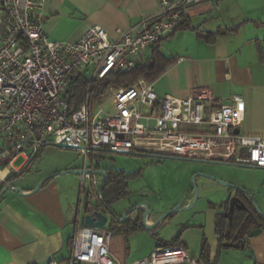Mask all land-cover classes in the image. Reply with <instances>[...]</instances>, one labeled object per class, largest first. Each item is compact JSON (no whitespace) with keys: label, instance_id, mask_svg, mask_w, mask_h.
<instances>
[{"label":"crops","instance_id":"0c3cea01","mask_svg":"<svg viewBox=\"0 0 264 264\" xmlns=\"http://www.w3.org/2000/svg\"><path fill=\"white\" fill-rule=\"evenodd\" d=\"M160 1L46 0L43 31L50 40L61 42L77 41L92 26L102 27L110 37H115L116 29L136 33L142 22L150 24L156 19ZM183 23L159 45L136 55L138 60L132 56L133 66L147 63L157 49L163 71L150 83L158 98H186L197 89L208 90L218 103L238 98L245 104L239 134L264 138V0H204L186 10ZM2 32L0 15V36ZM10 146L14 147L12 156ZM103 151L92 153L87 169L141 173V169L134 170L135 166L107 165L101 161ZM0 153L2 161L8 159L6 165L0 164V264H47L51 259H67L76 227L85 225L83 207L92 199L80 191L83 157L77 150L48 144L40 147L31 160L34 155L30 145L17 147L4 141H0ZM167 158L188 162L185 164L190 170L184 177H171L173 185L169 182L164 189L156 183L159 195L164 196L162 206L156 207L157 200L149 204L143 200L133 202V181L129 180V195L112 202L111 213L100 210L107 217L103 228L110 233L109 249L120 263L143 260L161 244H179L199 264H264V228L256 236L245 235L243 247L225 246L226 240L220 241L216 231L218 221L225 232L231 231L237 214L233 199L246 204L245 193L264 214V168L199 158ZM190 177L198 194L193 207L182 210L195 199L193 189L184 188ZM104 178L97 172L98 196ZM93 204L98 201L94 199ZM249 206L257 214L253 204ZM174 208L182 211L159 220ZM124 213L126 218L118 221ZM126 220L152 229L126 233L122 228Z\"/></svg>","mask_w":264,"mask_h":264},{"label":"built area","instance_id":"2783aa9c","mask_svg":"<svg viewBox=\"0 0 264 264\" xmlns=\"http://www.w3.org/2000/svg\"><path fill=\"white\" fill-rule=\"evenodd\" d=\"M204 0H161L156 19L136 33L116 29L110 37L92 26L75 42L50 40L43 31L46 0H0V141L30 145L32 155L50 143L78 146L83 157L80 191L98 201L97 172L86 163L96 150L235 162L264 168V138L235 134L245 104L216 102L206 89L186 98H158L141 79L94 97L92 84L110 71L131 69L136 56L182 25L186 10ZM90 67V68H89ZM85 74L80 106H69L67 89ZM146 223V217H144ZM104 228L78 225L67 259L47 264H121L109 249ZM133 264H199L179 244L158 245Z\"/></svg>","mask_w":264,"mask_h":264},{"label":"trees","instance_id":"16d2710c","mask_svg":"<svg viewBox=\"0 0 264 264\" xmlns=\"http://www.w3.org/2000/svg\"><path fill=\"white\" fill-rule=\"evenodd\" d=\"M184 24V23H182ZM181 26V25H180ZM178 28V27H177ZM168 38V37H167ZM164 39L160 40L158 43L154 44V46L159 45ZM153 56L147 61L145 64H135L131 69L126 72H122L121 70L110 71L103 79L92 84V90L94 92V97L99 98L103 95L108 88H127L132 86L138 80H145L150 83L153 81L162 71L163 67L160 64L162 60V56L157 51V49L153 50ZM169 62L171 60H168ZM88 85V79L85 74L79 73L77 74L72 82L70 83L67 94L69 96V106L73 110L77 109L83 101L84 94L86 92ZM14 147H8L10 150V156L14 155L12 151ZM0 153V157H1ZM35 153L31 160L37 155ZM8 160V159H7ZM7 160H1L0 164L6 165ZM30 160V161H31ZM29 166V165H28ZM105 178L103 182V187L99 192L98 204L95 209L97 210H109V206L112 202L116 200H120L129 195L128 190V182L136 175L140 174L139 172H134L131 174H125L122 171L116 170H105ZM247 196V203L245 204L241 202L244 207L238 206L237 214L232 220V229L229 232H225L219 224V221L216 224V231L219 236L220 241L224 238L226 241L223 243H229L234 247H243L244 241L243 238L245 235H249V233L257 228H264V218L260 215L254 213V211L250 208L249 203L253 204L252 198L248 193H245ZM94 210L88 211L91 213ZM123 229L126 233L131 231H137L140 229H144L148 232L151 231L152 228H146L138 223V221L129 222L125 221L122 223ZM175 242V241H174ZM162 245V244H161ZM206 245L203 242L202 244V256H205Z\"/></svg>","mask_w":264,"mask_h":264},{"label":"rangeland","instance_id":"374dc122","mask_svg":"<svg viewBox=\"0 0 264 264\" xmlns=\"http://www.w3.org/2000/svg\"><path fill=\"white\" fill-rule=\"evenodd\" d=\"M135 60H138V57H134ZM90 68V67H89ZM100 154L103 155L104 163L106 162L107 165H111L114 168L117 166H127L125 168H131L135 166V169H141V173L136 175L131 179L132 184H130L131 187V195L134 197L133 202H137L140 200H143L146 203H151L152 200H157V206H162L161 203L164 201V196L159 195V185L164 189L165 187H169L170 185H173L172 178H178L180 176H185L190 169L189 166L181 160H178V158H167V157H137V156H130L125 154H117L110 151H103ZM105 156V157H104ZM141 159V160H135V159ZM187 160H195L194 158H186ZM152 160H157L159 162H151ZM100 161V159H99ZM196 174V173H195ZM193 174V175H195ZM159 185H157V184ZM184 188H187L189 190L196 188L197 186L192 183L191 177L190 181L187 183V185L184 186ZM160 189V188H159ZM165 192V197H166ZM93 198L88 201L89 204H93ZM85 206V205H84ZM254 209L257 208L256 204L253 202ZM129 207L127 208V210Z\"/></svg>","mask_w":264,"mask_h":264},{"label":"water","instance_id":"95a60500","mask_svg":"<svg viewBox=\"0 0 264 264\" xmlns=\"http://www.w3.org/2000/svg\"><path fill=\"white\" fill-rule=\"evenodd\" d=\"M121 71H122V72H126L127 69L124 68V69H122ZM233 132H234L235 134H238V133H239V129L236 128V129L233 130ZM49 145H50V146H53V147L61 148V149H69V150H78V149H79L78 146H72V145H69V144H66V143H58V144L50 143ZM95 172H100V174L105 175V173L102 172V171H95ZM227 186H230V187H231L232 185H228V184H227ZM7 189H8V185L3 189V191H5V190H7ZM194 193H195V199H194V201L192 202V204L189 205V206H187L185 209H182V210H188V209H190V208L193 207V205H194V203H195V200H196V197H197V194H198V191L196 190V188H194ZM250 198H251V197H249V199H250ZM233 202H235L234 204H235V206H236L237 208H238V206H240V207H244V206L241 204V202H240L239 200H237L236 198L233 199ZM96 207H97V204H89V203H87V204L83 207V211L86 213V215H85V217H84V224H85L86 226H89V227L103 228V227L106 225L107 217H106V215H105L102 211L95 209ZM91 210H94V211H92L91 213H88V211H91ZM182 210H179L178 208L171 209V210L167 211L166 213H164V214L159 218V220H161V219L165 218L166 216H169V215H171V214H173V213H175V212L182 211ZM255 210H256V212H257L258 215H260V216H262V217L264 218V214H262L257 208H255ZM107 211H110V209L107 210ZM129 211H130V210H129ZM129 211H128V212H129ZM145 212L147 213L148 210L146 209ZM110 213H111V211H110ZM126 215H127V213H124V214L122 215L121 219H118V221H123V220L126 218ZM144 217H146V215H145ZM144 224H145V223H144ZM145 227H146V228H149L148 226H145ZM260 232H261V228H257V229H255V230L251 231V232L249 233V236H250V237L256 236V235H258ZM224 245H225V246H228V247H234L233 245H231V244H229V243H225Z\"/></svg>","mask_w":264,"mask_h":264}]
</instances>
